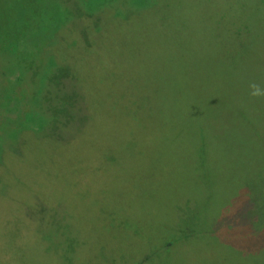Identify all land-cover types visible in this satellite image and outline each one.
I'll return each mask as SVG.
<instances>
[{"label": "rangeland", "instance_id": "1", "mask_svg": "<svg viewBox=\"0 0 264 264\" xmlns=\"http://www.w3.org/2000/svg\"><path fill=\"white\" fill-rule=\"evenodd\" d=\"M263 60L264 0H0V264H113L165 244L169 264H264V182L254 196L245 181L264 174L225 175L264 166L235 161L256 131L236 156L198 113L264 87ZM165 103L171 117L151 115ZM207 198V217H181ZM134 227L149 241L130 247Z\"/></svg>", "mask_w": 264, "mask_h": 264}, {"label": "trees", "instance_id": "2", "mask_svg": "<svg viewBox=\"0 0 264 264\" xmlns=\"http://www.w3.org/2000/svg\"><path fill=\"white\" fill-rule=\"evenodd\" d=\"M262 64H264V60H263ZM259 69H260L259 76L261 79V76L264 74L263 73L264 72V66L260 67ZM157 73L159 74V72H157ZM202 79H203V76H202L201 80ZM247 88H248V86L243 87V85H238V84L233 85L232 87L229 88V90H228L229 92H228V96H227V97H231V98L230 99L226 98L224 101H221V102L219 100V96L222 97L220 92H218V94L215 95L216 98H215V96H212L210 94L211 95L210 102L205 101L206 107L201 112H198V113H200L202 116H204L205 114H207L209 116V126L211 125L210 128L211 127L213 128L214 137L213 136L212 137H213V139H215L216 146H218V147L221 145L227 146L228 144H230L231 147H234L237 149L236 151H234V154H237L236 156H238L239 153L244 152V150H241V149L245 148V150H246L249 148V146H248L249 141L248 140H253L255 138L254 137L255 135L253 136L252 133H254L256 131L257 137L254 139V141H255L254 145L255 146L251 147V150H250L251 154H247L248 151H246V154L239 155L235 161H240L242 159V156H243V157H247L245 159V161H247V162H251L253 159H254L253 161L255 162L256 159L258 158L259 161L264 164V97H259V100H261V101H260L259 106H257L256 104H254V102L258 98L256 97L254 100L253 97L250 95V92H248V91H251V89H249L247 91L246 90ZM184 90H189V89H186V88L180 89V91H182L181 93H183ZM191 90L194 94V97H196V100H194V102L192 104H194V106H197V107L201 106L203 104L202 100L205 99L206 95H208V94H206L204 89H202L200 87H198V88L194 87ZM207 91H208V93H210V91L208 89H207ZM168 96H169V94H168ZM213 98H215V103L212 102ZM166 99H168V98H166ZM136 102H139V101H136ZM167 102H169V100ZM166 105L167 104L165 103L163 108L161 105L160 109L158 107V109H157L158 115H155L153 113L151 115L155 116V117L162 116L161 117L162 120L165 121L167 115H169V116L172 115L171 109L168 108L167 112H166V109H164ZM143 106L144 105L142 104L139 107H137V103H136L135 110L137 111V109H138L137 112H140V108H142ZM176 107H175V109H176ZM184 107L185 108L177 107L178 109H176V111L173 113V115H175L176 117L172 118L170 116L171 120L174 121V119L176 118V120L179 119L181 121V119L183 117H185L186 115L191 113L192 109H191V104L189 102H186ZM200 108H202V107H200ZM168 110H169V112H168ZM122 111H123V107H122V104H120L118 112L121 113ZM252 112H255V114H253ZM259 112L261 113L260 115H259ZM122 114L123 113H121V115ZM130 114H131V111H130ZM225 115L228 116V118H226ZM129 117L133 118L134 116H129ZM213 118H215L216 121H214ZM134 119H135V117L133 118V120ZM221 119H225V120L221 121ZM182 120H184V119H182ZM33 122H35L34 119L31 120V125ZM213 122H214V124H213ZM25 123L27 126H30V124L27 123L26 121H25ZM183 125L184 124L181 122L180 126H181L182 131L185 130V127H186ZM255 125H256V127H255ZM25 129H27V127ZM233 132L239 134L237 139L226 142L227 141V139H225L226 135L228 133H233ZM35 135L38 136V134H35ZM250 135L253 136L252 139H251ZM38 140H41V139L38 138ZM18 143L20 145H23L24 141L22 143H21V141H19ZM257 147L259 149L257 151H253V149L257 148ZM226 156H227V152L225 151V157ZM250 156H252V157H250ZM223 159H224V155H223ZM234 163L232 164V168L234 166ZM225 164L227 165V168L225 170V175H227V176L230 175V177L227 178V180H229V183H230L231 179L234 182V180L236 179L238 174L245 175L247 173H253V171H254V174L260 175L261 172H263V174H264V166L261 169L259 168V170H256L255 168L250 166L251 163H246V170L241 169V170H233L232 171L230 166H229V163H225ZM195 165L197 166V169L199 171L200 170L203 171L204 168L206 167L205 157H203L201 155V152H200V156L197 157L195 160L194 167H195ZM214 170H215V168L212 169V173L214 172ZM253 179H255V180H250V177L247 176L245 181H246L247 186L251 189L250 194L255 196L260 189L259 185L264 182V176L260 175L259 178H253ZM243 182H244V180L241 181V183H243ZM230 184L232 185V183H230ZM234 188H236V187L234 186ZM206 201L207 202L204 205L198 204L199 206H198L197 210L189 211L188 209H183V211L180 212L182 215L181 217H186L189 212H191L192 220L198 221L199 217L201 215L207 217V215H204V214H207L206 209L208 210V207H209L208 203H210V206H213V202L208 198L206 199ZM205 221H206V219H205ZM206 223L207 222H204L203 225L205 226ZM222 224H224V223H222ZM222 224H220V225H222ZM133 226H134V224H133ZM133 230L134 231L131 230V232L128 234V238H126V239H128L127 241L129 242L130 247L137 246L136 242L142 243V242H146V241L148 242L149 241L148 238L145 241V238L143 237V231L142 230L139 231V229H136L135 227L133 228ZM188 232H190V230ZM178 233L182 234L184 232H180V230L178 229ZM188 235H190V233H188ZM195 235H197V236L200 235V232H198ZM129 236H131V239H129ZM199 238L202 239L203 236L198 237V239ZM205 238H207L206 235L204 236L203 239H205ZM169 240H172V239L169 238ZM169 240H167V241H168V244L170 245V242H172V241H169ZM210 240L215 242V243L222 242L219 238H213V239L210 238L209 239V237H208L207 241H210ZM163 247H164V250L166 249V251H165V255H163L162 257L160 255V257L157 258L158 255L152 253L150 255H147L144 258L138 259V258H136L137 254H138L137 252L136 253H134V252L129 253L127 251L126 252V254L128 256L127 261H123L120 258L121 256L118 257L117 254H115L117 257L115 258V256L113 255V258H114L113 264H169L168 260L171 257V249L170 248L167 249V247H168L167 244L163 245Z\"/></svg>", "mask_w": 264, "mask_h": 264}, {"label": "clouds", "instance_id": "3", "mask_svg": "<svg viewBox=\"0 0 264 264\" xmlns=\"http://www.w3.org/2000/svg\"><path fill=\"white\" fill-rule=\"evenodd\" d=\"M250 95L252 97H264V87H261L260 85L258 84H251L250 85Z\"/></svg>", "mask_w": 264, "mask_h": 264}, {"label": "flooded vegetation", "instance_id": "4", "mask_svg": "<svg viewBox=\"0 0 264 264\" xmlns=\"http://www.w3.org/2000/svg\"><path fill=\"white\" fill-rule=\"evenodd\" d=\"M257 245L260 246V247H264V243H262V244H257ZM257 245L254 246V247H249V248H250L249 250L252 251V249H257V248H259ZM261 245H263V246H261ZM241 248L243 249V251H245L244 249L247 248V247H241Z\"/></svg>", "mask_w": 264, "mask_h": 264}]
</instances>
